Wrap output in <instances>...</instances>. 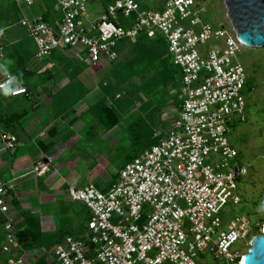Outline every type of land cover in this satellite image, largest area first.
Segmentation results:
<instances>
[{"label":"built area","instance_id":"built-area-1","mask_svg":"<svg viewBox=\"0 0 264 264\" xmlns=\"http://www.w3.org/2000/svg\"><path fill=\"white\" fill-rule=\"evenodd\" d=\"M22 1L28 7L35 4V0ZM53 1L61 12L55 25L41 16L20 22L35 40L36 59L69 48L76 55L87 53L93 64L102 58L115 61L119 41L141 34L155 39L161 34L172 63L182 73L180 111L169 135L129 160L108 190L94 183L68 189L69 198L84 204L90 217L82 235H67L56 245V263L201 264L200 254L207 251L240 264L243 253L232 254L230 249L247 239L250 220L240 215L228 218L224 226L221 212L228 204H242L240 186L249 174L247 165L235 162L238 152L229 133L236 122L246 120L247 75L237 54L251 47L239 39L233 25L225 30L205 22L195 0H168L161 12L141 10L136 0H110L94 19L87 4L101 0ZM122 16L135 17L130 28L120 24ZM213 39H222L223 45L199 50ZM4 57L0 44V58ZM14 83L6 75L0 91L29 96L26 87ZM16 142L14 136L3 138L6 149ZM48 171L46 164L33 169L37 176ZM8 188L0 182V264H29L25 256L15 254L20 243L8 216Z\"/></svg>","mask_w":264,"mask_h":264},{"label":"crops","instance_id":"crops-1","mask_svg":"<svg viewBox=\"0 0 264 264\" xmlns=\"http://www.w3.org/2000/svg\"><path fill=\"white\" fill-rule=\"evenodd\" d=\"M50 8L49 0H35L31 7L22 0H0V30H4L0 44L5 54L0 58V80L11 75L14 87L29 91V96L15 97L9 90L0 91V182L9 185L8 216L20 243L15 254L25 256L29 264L50 255L55 259L54 249L62 235L79 229L89 219V209L72 201L68 189L94 183L108 190L120 169L137 155L127 154V150L135 151L137 142L126 138L119 127L122 117L107 101L108 85L96 78L103 70L100 62L93 64L88 59L89 67L78 62L68 67L62 56L74 54L69 48L55 50L51 59H36L35 40L20 22L41 16L55 25L59 13L54 6ZM30 38L34 49L28 45ZM71 58L81 61L80 55ZM58 60L62 64L57 67ZM179 111L180 105L169 100L160 111L161 118L135 141L156 135L160 126L170 130ZM4 136L16 137L14 148H5ZM120 158L125 164L119 166ZM39 164L48 165L49 171L34 174ZM117 167L120 169L115 170ZM2 222L0 215V245Z\"/></svg>","mask_w":264,"mask_h":264},{"label":"rangeland","instance_id":"rangeland-1","mask_svg":"<svg viewBox=\"0 0 264 264\" xmlns=\"http://www.w3.org/2000/svg\"><path fill=\"white\" fill-rule=\"evenodd\" d=\"M136 1L141 10L161 12L165 10L168 0ZM195 1L202 11L201 16L205 22L214 27L229 30L231 25L224 0ZM109 3L110 0L90 1L87 4L88 15L93 19L100 16ZM49 4H51V8L52 6L55 8L53 0H49ZM57 12L61 18V12L59 10ZM134 21V16H122L119 20L122 27L126 29L130 28ZM185 25L189 26L188 23ZM139 38L146 39L135 42L136 38H126L119 41L116 47L117 60L110 61L107 58H102L100 66L103 70L95 74L97 80L106 82L108 85L106 89L110 95L107 101L110 107L122 117L119 127L124 130L126 138L131 139V143L137 142L134 153L127 150V154H131L130 156L150 148L160 139L169 135V129L160 126L156 135L151 134L145 139L138 140L139 142L135 141L137 135H144L152 122L154 124L161 118L160 111L165 104L168 105L169 100L176 101L179 105L181 103L178 92L182 87V73L180 68L171 61L165 38L161 34H158L155 39H148L145 34H141ZM28 41L29 47L34 49L33 40L30 38ZM223 42L222 39H213L205 45H201L199 50L207 51L214 46H222ZM36 52L37 47L35 55ZM69 54L71 57L77 56L75 52ZM80 56L81 61L64 54L62 60L68 67L77 62L89 67L86 64L89 62L87 53H81ZM237 58L244 65L247 75V83L243 91L247 101L246 120L234 124L229 133V140L238 152L235 162L247 165L249 174L240 186L242 204L239 206L228 204L223 208L221 217L224 226L227 224L228 218L234 219L240 215H247L249 218L251 228L247 239L239 240L230 249L232 254L242 252L244 255L250 249L252 238L261 234L264 226V48H242L237 54ZM47 59L51 58L45 60ZM55 64L58 67L62 63L58 60ZM93 78L89 77L88 79ZM116 95H119L120 98H116ZM117 163L120 166L125 164V160L120 158ZM119 169L120 167L115 168V170ZM85 225L65 233L61 239L70 234L82 235L85 232ZM199 262L201 264H238L237 261L235 263L228 262L225 257L216 258L207 251L200 254ZM34 264L57 263L50 255L47 259H39Z\"/></svg>","mask_w":264,"mask_h":264},{"label":"water","instance_id":"water-1","mask_svg":"<svg viewBox=\"0 0 264 264\" xmlns=\"http://www.w3.org/2000/svg\"><path fill=\"white\" fill-rule=\"evenodd\" d=\"M227 16L239 39L248 47L264 48V0H224ZM240 264H264V226L255 235Z\"/></svg>","mask_w":264,"mask_h":264},{"label":"bare ground","instance_id":"bare-ground-1","mask_svg":"<svg viewBox=\"0 0 264 264\" xmlns=\"http://www.w3.org/2000/svg\"><path fill=\"white\" fill-rule=\"evenodd\" d=\"M229 19V18H228ZM229 23H230V25H232V23H231V21H230V19H229ZM260 48V47H259ZM245 255V254H244Z\"/></svg>","mask_w":264,"mask_h":264}]
</instances>
